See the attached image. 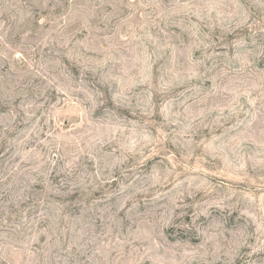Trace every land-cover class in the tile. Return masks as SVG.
I'll use <instances>...</instances> for the list:
<instances>
[{
	"label": "rangeland",
	"instance_id": "374dc122",
	"mask_svg": "<svg viewBox=\"0 0 264 264\" xmlns=\"http://www.w3.org/2000/svg\"><path fill=\"white\" fill-rule=\"evenodd\" d=\"M0 264H264V0H0Z\"/></svg>",
	"mask_w": 264,
	"mask_h": 264
}]
</instances>
